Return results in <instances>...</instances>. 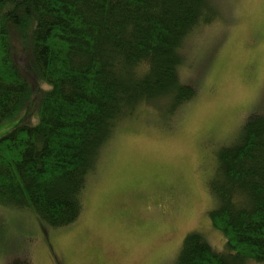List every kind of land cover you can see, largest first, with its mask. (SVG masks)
I'll list each match as a JSON object with an SVG mask.
<instances>
[{
    "label": "trees",
    "instance_id": "obj_1",
    "mask_svg": "<svg viewBox=\"0 0 264 264\" xmlns=\"http://www.w3.org/2000/svg\"><path fill=\"white\" fill-rule=\"evenodd\" d=\"M218 15L215 0H0V126L37 101L35 123L0 136V205L51 228L76 221L115 128L142 111L172 115L195 97L179 74L185 40ZM206 188L224 249L189 231L174 264L264 263V112L219 149Z\"/></svg>",
    "mask_w": 264,
    "mask_h": 264
},
{
    "label": "rangeland",
    "instance_id": "obj_2",
    "mask_svg": "<svg viewBox=\"0 0 264 264\" xmlns=\"http://www.w3.org/2000/svg\"><path fill=\"white\" fill-rule=\"evenodd\" d=\"M215 2L219 15L190 33L179 68L195 97L172 115L142 111L115 128L70 225L51 228L31 210L0 205V264H174L189 231L224 249L208 215L218 201L206 187L219 149L249 114L264 112V0ZM25 61L17 59L26 72ZM36 110L32 96L0 136L35 123Z\"/></svg>",
    "mask_w": 264,
    "mask_h": 264
}]
</instances>
